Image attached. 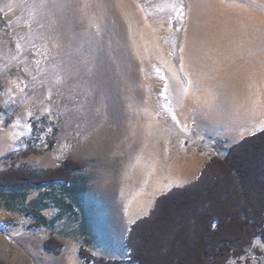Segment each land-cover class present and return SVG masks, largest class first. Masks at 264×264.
<instances>
[{
	"label": "rangeland",
	"instance_id": "rangeland-1",
	"mask_svg": "<svg viewBox=\"0 0 264 264\" xmlns=\"http://www.w3.org/2000/svg\"><path fill=\"white\" fill-rule=\"evenodd\" d=\"M125 1L137 9L143 5L141 24L158 31L170 64L189 87L184 48L190 0ZM222 1L244 3L264 20V0ZM115 16L112 0H71L70 8L60 6L59 0H0V127L20 128L15 150L29 135L32 117L51 115L59 130L51 150L15 164L0 160V174L13 168L45 173L69 161L80 167L69 183L0 188L3 264H44L49 252L60 253L68 244L79 248L85 264L95 262L82 254L83 248L99 259L127 262L129 254L128 259H114L94 254L89 246L94 247L100 234L114 248L131 225L154 208L159 196L191 183L210 158L226 156L231 146L264 129V115L237 120L235 125L219 123L218 104L227 103L229 95L211 86L202 92L196 87L190 106L175 109L163 65L156 59H139L140 65L133 62V82L140 85V98L153 99L151 109L164 128L153 139L144 131H133L126 124L122 102L129 87L122 88L113 62ZM156 18L166 24V32L159 33ZM155 164L163 169L158 188L150 185L160 181ZM142 168L149 169L144 178ZM28 211L52 219L42 224ZM131 211L134 216L129 217ZM53 239L61 247L47 249ZM230 264H264L262 237L254 240L246 258Z\"/></svg>",
	"mask_w": 264,
	"mask_h": 264
},
{
	"label": "trees",
	"instance_id": "trees-1",
	"mask_svg": "<svg viewBox=\"0 0 264 264\" xmlns=\"http://www.w3.org/2000/svg\"><path fill=\"white\" fill-rule=\"evenodd\" d=\"M55 123L51 115L32 117L20 149L4 159L15 164L51 150L59 132ZM79 169L73 161L45 173L13 168L0 174V188L69 183ZM28 214L47 224L42 213ZM259 237L264 241V129L231 146L226 156L210 158L191 183L159 196L154 208L131 225L127 262L99 259L84 248L82 254L99 264H230L246 258ZM61 245L53 239L46 246Z\"/></svg>",
	"mask_w": 264,
	"mask_h": 264
},
{
	"label": "bare ground",
	"instance_id": "bare-ground-1",
	"mask_svg": "<svg viewBox=\"0 0 264 264\" xmlns=\"http://www.w3.org/2000/svg\"><path fill=\"white\" fill-rule=\"evenodd\" d=\"M112 2L116 9L111 31L113 62L121 75L122 88L129 87L122 102L126 107V124L133 131H144L153 139L157 130L164 128L163 122L151 109L155 106L153 99L140 98L137 89L139 84L133 82L131 73L134 64H139V59H156L163 65L169 83L168 94L175 109L190 106L193 89L196 87L202 92L211 86L217 93L223 89L229 95L227 103L218 102V105L221 104L216 117L219 123L229 121V117L242 120L249 116L260 118L264 115V20L254 8L244 3L231 4L222 0H190L184 48L189 70L186 78L190 86L187 87L179 80L177 71L170 64L157 38L158 31L153 30L149 24H141L143 5H140L141 9H137L125 0ZM143 17L149 18L144 12ZM155 21L160 22L161 19L156 18ZM159 28V33L166 32L165 23L160 22ZM147 81L152 84L151 77ZM254 89L256 91L252 92ZM152 96L151 93L149 97ZM252 100L255 105H252ZM160 165L155 164L153 168L160 181L154 184L150 182V185L157 188L161 186L159 182H162L163 169H160ZM148 171L149 169L142 168L143 178ZM145 184L149 186L147 181Z\"/></svg>",
	"mask_w": 264,
	"mask_h": 264
},
{
	"label": "crops",
	"instance_id": "crops-1",
	"mask_svg": "<svg viewBox=\"0 0 264 264\" xmlns=\"http://www.w3.org/2000/svg\"><path fill=\"white\" fill-rule=\"evenodd\" d=\"M16 130H14L13 128H7V127L1 128L0 127V160H3L6 155L11 154L12 152L16 151L15 141H17V138H18L16 134L17 133ZM18 130H20V128ZM152 206L153 204L151 205L150 208H152ZM150 208H147V209L149 210ZM133 212L134 211H131V214L129 217L134 216ZM51 219L47 218L49 222L51 221ZM99 235L100 234H98V236L96 237L97 242L94 243L93 245L94 247L89 246V249L94 254L99 255V256H107V257L111 255V257L114 259H128L129 251L125 246H123V243H126V234L123 236V241H121L120 239L117 245L116 243L115 245H112L114 248H111V249L109 248L111 247L109 245L111 244V242L106 241L107 240L106 238H103V237L100 238ZM78 250H79L78 247H74L70 244H68V246L65 245L61 249L60 253L59 252H49L45 256L46 258L44 259V264H85L83 262V259L85 258L79 253ZM87 264H95V263H87Z\"/></svg>",
	"mask_w": 264,
	"mask_h": 264
},
{
	"label": "snow or ice",
	"instance_id": "snow-or-ice-1",
	"mask_svg": "<svg viewBox=\"0 0 264 264\" xmlns=\"http://www.w3.org/2000/svg\"><path fill=\"white\" fill-rule=\"evenodd\" d=\"M59 3H60V6L65 7V8L71 7V0H59ZM237 119H238L237 117H229V123L235 124L237 122Z\"/></svg>",
	"mask_w": 264,
	"mask_h": 264
}]
</instances>
